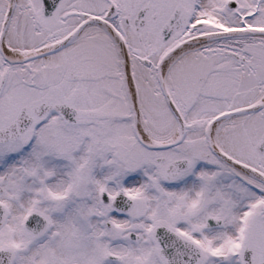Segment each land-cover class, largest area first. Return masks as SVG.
I'll return each instance as SVG.
<instances>
[{
  "label": "snow or ice",
  "instance_id": "6c2138e0",
  "mask_svg": "<svg viewBox=\"0 0 264 264\" xmlns=\"http://www.w3.org/2000/svg\"><path fill=\"white\" fill-rule=\"evenodd\" d=\"M0 264H264V0H0Z\"/></svg>",
  "mask_w": 264,
  "mask_h": 264
}]
</instances>
